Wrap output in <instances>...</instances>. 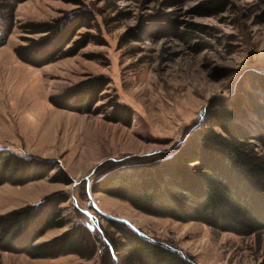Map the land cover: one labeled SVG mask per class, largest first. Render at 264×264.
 Returning <instances> with one entry per match:
<instances>
[{
	"label": "rangeland",
	"instance_id": "rangeland-1",
	"mask_svg": "<svg viewBox=\"0 0 264 264\" xmlns=\"http://www.w3.org/2000/svg\"><path fill=\"white\" fill-rule=\"evenodd\" d=\"M214 3L220 9L206 7ZM81 13L91 16L89 27L79 28L66 48L89 38L76 53L41 66L18 58L15 47L41 35L24 32L23 24ZM14 22L0 46V148L56 163L71 183L50 181L54 169L25 184H1L0 214L65 192L68 201L61 207L69 224L38 241L82 223L96 251L84 259L0 250V264H105L96 237L102 238L100 227L114 231L108 219L176 248L195 264H264V229L239 235L200 221L158 217L89 190L100 163L182 143L213 100L249 93L263 101L264 0H24ZM97 76L106 85L90 102L65 94ZM238 122L251 135L260 132L250 113ZM252 141L264 158V143ZM82 182L86 196L79 192Z\"/></svg>",
	"mask_w": 264,
	"mask_h": 264
},
{
	"label": "trees",
	"instance_id": "trees-1",
	"mask_svg": "<svg viewBox=\"0 0 264 264\" xmlns=\"http://www.w3.org/2000/svg\"><path fill=\"white\" fill-rule=\"evenodd\" d=\"M22 1L0 0V46L14 27V12ZM220 6L214 3L206 7L217 10ZM90 17L81 13L51 22L25 23L24 32L41 35L27 37L26 43L14 51L20 60L34 66L73 55L89 37L66 46L79 28L89 27ZM180 33L191 36L185 31ZM260 79L264 87V75ZM105 85L102 76H97L65 94H77L78 101L90 102ZM244 95L227 102L213 100L199 123L173 149L100 163L95 170L98 177L89 185V190L124 200L158 217L200 221L239 235L263 230L264 158L252 140L264 143V99L260 102L256 96L251 99V94ZM246 113L258 120L260 132L256 136L238 122ZM54 169L50 181L71 183L63 169H56V163L0 148V185L25 184L47 176ZM86 189L85 183H80L81 195L86 196ZM66 201L65 192H53L37 203L0 214V250L24 253L31 258L66 254L92 258L96 249L82 223L38 241L48 230L69 224L61 207ZM73 211L80 215L77 207ZM108 223L114 231L108 233L100 227L102 238L98 234L96 237L103 248L105 264H195L176 248L138 233L123 221L108 219Z\"/></svg>",
	"mask_w": 264,
	"mask_h": 264
},
{
	"label": "water",
	"instance_id": "water-1",
	"mask_svg": "<svg viewBox=\"0 0 264 264\" xmlns=\"http://www.w3.org/2000/svg\"><path fill=\"white\" fill-rule=\"evenodd\" d=\"M180 142H181V141H180ZM180 142H179V143H180Z\"/></svg>",
	"mask_w": 264,
	"mask_h": 264
}]
</instances>
